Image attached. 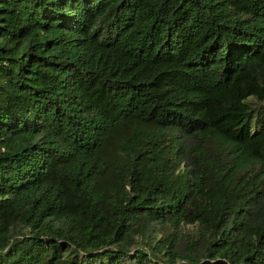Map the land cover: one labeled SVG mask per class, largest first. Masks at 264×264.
Returning a JSON list of instances; mask_svg holds the SVG:
<instances>
[{"label":"trees","instance_id":"trees-1","mask_svg":"<svg viewBox=\"0 0 264 264\" xmlns=\"http://www.w3.org/2000/svg\"><path fill=\"white\" fill-rule=\"evenodd\" d=\"M0 264H264V0H0Z\"/></svg>","mask_w":264,"mask_h":264}]
</instances>
